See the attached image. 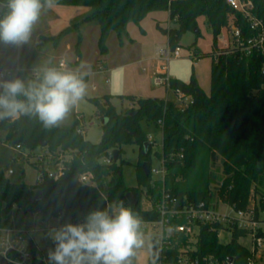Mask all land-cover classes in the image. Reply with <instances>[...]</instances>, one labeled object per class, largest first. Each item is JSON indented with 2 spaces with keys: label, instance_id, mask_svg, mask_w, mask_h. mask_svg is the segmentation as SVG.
Masks as SVG:
<instances>
[{
  "label": "trees",
  "instance_id": "16d2710c",
  "mask_svg": "<svg viewBox=\"0 0 264 264\" xmlns=\"http://www.w3.org/2000/svg\"><path fill=\"white\" fill-rule=\"evenodd\" d=\"M228 0H55V5L91 8V14L81 21L73 22L58 35L44 38L57 46L68 34L77 32L75 54L81 58V27L90 22L100 26L98 46L100 53H109L107 41L110 33L116 32L120 45L132 42L128 26L140 25L150 14L170 13V22L176 26L169 30L157 23V28L169 37L171 49L180 46L182 37L189 32L200 35V18L206 22L213 34V46L209 56L211 67V90L207 94L195 74L189 82L173 79L172 89H179L193 97L194 103L184 111L175 102L160 98H136L135 107L125 114L117 112L110 103V96L91 99L97 108V116L103 122L102 136L98 144L91 143L78 133L80 120L70 127H45L35 116H20L18 119L0 120V131H5L9 145H20L24 150L43 148L55 158L63 156V174L58 179L48 176L45 165L34 164L42 174L43 181L35 185L14 183L0 172V222L14 209L24 213L35 212L46 217L65 215L74 223L84 222L95 210H107L111 214L114 206L122 204L131 209L140 220L156 219L157 214L141 206L142 188L154 194L152 174L146 176L142 165L150 162L153 144L143 131L142 119L150 126L160 127L163 121L162 164L167 170L160 193L149 198L151 205L165 195L180 203L208 202L216 193L237 210L248 207L251 194L264 202V53L256 51L246 56L240 47L221 48L218 37L227 34L231 25L237 26L246 42L255 35L248 20L227 4ZM254 4L253 14L264 18V0H244ZM5 5L0 18L9 11V0H0ZM196 45V43L194 44ZM203 57L197 53L196 59ZM137 111L131 116L130 113ZM161 128V127H160ZM45 142V146L41 143ZM140 146L139 187L129 188L123 177L122 166L115 161L107 165L102 159L114 150L121 155L126 145ZM121 155L119 158H121ZM32 156V155H31ZM222 161L223 179L213 170L218 159ZM151 163V162H150ZM152 167V164H151ZM92 173L96 186L79 185L81 174ZM162 185V186H161ZM162 187V188H161ZM42 193V199L31 198ZM132 192L138 199L131 205L127 194ZM80 215V217H78ZM1 225V224H0ZM212 227H203L199 245L200 255H214L220 260L232 258L235 264H248L250 251L238 242L242 232L236 230L229 244L219 241ZM36 258L33 264H39Z\"/></svg>",
  "mask_w": 264,
  "mask_h": 264
},
{
  "label": "rangeland",
  "instance_id": "374dc122",
  "mask_svg": "<svg viewBox=\"0 0 264 264\" xmlns=\"http://www.w3.org/2000/svg\"><path fill=\"white\" fill-rule=\"evenodd\" d=\"M81 9H84V7L62 5H55L52 8L43 9L39 21L33 27L31 38L27 44L17 47L0 43V68L4 66L3 63H5V61H10L16 56L18 57V53H21L23 64H25V66L28 65L31 69L39 70L44 68L47 62L46 57L51 55H54L50 60L52 64L58 65L61 59L68 62L70 66L71 64H75V45L78 40L76 31L68 34L57 46L55 42H48L43 39L45 37L48 38L58 35L73 22H78L81 18L83 19L86 13ZM199 22L200 35H197L195 32L194 34L189 32L182 37L180 42L182 59L171 63L169 75L172 77L175 75V78L189 81L194 72L203 90L207 94H210L211 64L213 58L209 56V53L212 51L213 34L206 22V17H201ZM162 24L164 28H169L165 20L162 21ZM142 27L145 30H143ZM172 27L176 26L172 25ZM144 31H146L147 34ZM131 32L132 37L138 39L140 42L147 40V44L142 48H128L125 53L121 55L122 52H120L117 46L118 38H116V32L110 33L114 38L109 42L111 56L107 61V68L105 69L102 65H96L97 57L94 55L95 47L92 42V36L88 38L85 36L84 50L86 61L84 62L85 67L83 71L88 74V77L84 80L87 84V91L83 99L75 105L71 111L73 112L76 110L80 114L79 118L85 125L84 138L91 143L98 144L101 137H103V122L98 118L96 105L91 99L110 96V103L120 114H125L129 111L128 106L131 103L130 98H128L129 96L136 98L159 97L179 104L174 90L166 87H155L153 82L154 76L159 72L160 61L157 55H152L154 52L150 42H152L155 37H159V39L163 40V43L158 47V51L166 49L169 45L167 35L156 28L155 21L150 17L145 18L140 25L132 23ZM195 43L196 45H194ZM68 44L72 45L71 48H68ZM198 52H202L203 54V57L199 60L196 59V53ZM27 75L35 79L34 71H29ZM12 78H18L17 73L3 80ZM66 117L64 118L65 120ZM146 121L147 120L142 119L140 124L147 137L151 136L153 138L154 144L151 148L150 162L154 169H162L163 132L160 127L156 128V126H150ZM6 134L5 131H0V172H3L14 183L25 182L31 186L35 185L40 176V172L34 164L38 163V157L43 155L45 150L39 148L33 152L28 150L16 152L15 147L10 146L6 140ZM123 150L124 152L121 158H119L116 163L119 167L122 166L123 177L127 186L129 188L139 187L140 178L137 165L141 156L139 155L140 146L138 143L126 145L123 147ZM30 154H32V156H29ZM60 165L61 162L57 158L51 157V159H49V166H46L45 169H47L46 171L54 170L55 168H59ZM9 170H13L14 174L9 175ZM213 170L219 175L218 179L222 180L224 175L220 158L217 160L216 167H214ZM152 183L154 191L160 193L159 184L163 185L164 182L161 181L159 177L152 176ZM141 188L143 190L141 206L143 209L149 210L152 208L149 198H154L157 194L156 192H154V194L148 192L149 190L143 185H141ZM219 207L221 213L236 217L235 210L231 206L220 203ZM78 217H80V215H78ZM69 222L74 223L64 214L60 217L43 218L35 212L24 213L19 209H14L8 217L1 220L0 226L4 229H13L17 232H22L23 238L25 239L21 241L20 247L28 250L31 254H33L34 249L37 248L40 252V258L43 264H49L48 252L54 249L52 240L49 237V232L54 227H59ZM142 232L145 237V245L142 249H139L137 255L133 257V264H150L153 257V239L157 230L142 228ZM232 240L233 234L230 231L225 230L220 232L219 241L222 244H229ZM238 242L249 250L253 248L251 236L239 238Z\"/></svg>",
  "mask_w": 264,
  "mask_h": 264
},
{
  "label": "built area",
  "instance_id": "2783aa9c",
  "mask_svg": "<svg viewBox=\"0 0 264 264\" xmlns=\"http://www.w3.org/2000/svg\"><path fill=\"white\" fill-rule=\"evenodd\" d=\"M1 4V3H0ZM227 4L233 11L238 12L243 18L249 21L250 29L255 35L246 42L243 40L240 29L231 25L227 34L222 33L218 37V43L221 48L231 49L240 47L246 56L253 55L256 51L264 53V18L257 17L253 14L254 4L251 1L244 0H228ZM5 8V5H4ZM157 56L160 61V68L157 75L154 76L153 82L155 87H166L172 89V80L169 75V63L172 60L181 57V48H168L159 50ZM59 68L65 69V61L59 64ZM20 69L0 70V79L12 77ZM264 74V68H263ZM37 76V74H35ZM95 88V87H94ZM174 90V89H172ZM179 109L184 111L189 105L194 103L193 97L183 91L174 90ZM169 101V100H166ZM80 120V119H79ZM78 133L85 134V125L80 120ZM163 121H159L161 129ZM85 136V135H84ZM149 142L153 143V138L148 137ZM20 145L15 147L16 152H23ZM30 154L29 156H31ZM113 152L102 159L103 164L110 165L114 161ZM54 157L49 151H45L43 155L38 157L40 165L49 166V159ZM61 162L59 168L46 171L52 179H58L63 174V156L58 159ZM47 170V169H46ZM14 174L13 170H9V175ZM152 176H157L164 182L167 170L163 166L162 169H154L151 167ZM43 181L42 174L38 177V182ZM77 183L79 185L96 186L95 177L92 173H84L78 176ZM161 200L155 205H151L149 210L156 212V219L141 220V228H152L157 230L153 239L154 253L150 264H235L234 259L220 260L214 255H200L199 243L201 239V231L203 227H212L217 232L218 238L221 231H230L233 235L236 230L242 232L239 238L247 236L252 237L253 248L250 251L248 264H264V202L261 203L259 197L251 194L249 205L244 210H237L233 205L223 201L218 193L214 199L205 202H189L180 203L176 198L165 195L164 189ZM224 203L231 206L236 213V217L225 215L220 212L219 204ZM62 216V215H61ZM78 223H83L79 221ZM22 232L13 229H4L0 226V264L1 258H4L7 264H33L36 258H40V252L37 248L34 253L20 247L21 241L24 240ZM19 246V248H18Z\"/></svg>",
  "mask_w": 264,
  "mask_h": 264
},
{
  "label": "clouds",
  "instance_id": "9594fccd",
  "mask_svg": "<svg viewBox=\"0 0 264 264\" xmlns=\"http://www.w3.org/2000/svg\"><path fill=\"white\" fill-rule=\"evenodd\" d=\"M55 0H9L10 11L0 18V43L23 46L45 8ZM86 73L45 67L35 80L0 79V120L35 116L53 127L86 95ZM54 249L49 264H133L145 245L141 220L122 204L90 212L83 223H64L49 232Z\"/></svg>",
  "mask_w": 264,
  "mask_h": 264
},
{
  "label": "crops",
  "instance_id": "0c3cea01",
  "mask_svg": "<svg viewBox=\"0 0 264 264\" xmlns=\"http://www.w3.org/2000/svg\"><path fill=\"white\" fill-rule=\"evenodd\" d=\"M86 8V9H85ZM75 10H79V9H75ZM83 12L85 11V13L86 14H84V16H83V18L86 16H88V15H90L91 14V8H89V7H84V9H81ZM80 12V11H79ZM148 17H150V18H152L154 21H155V23H156V28H157V23L159 22L160 24H161V26L163 27V24H162V21H164L165 20V23L166 24H168V26H169V28H167L168 30L170 29V28H172V23L170 22V13H168V12H156V13H152V14H150ZM76 20H77V18H76ZM82 20V18L79 20V21H81ZM132 24V23H131ZM131 24H129V26H128V32H129V35H130V37H131V39L133 40L132 42H130V41H128V40H126L125 42H124V44H122V45H120V43H119V40L117 39V46H118V48H119V50H120V52H122L121 53V55H123L124 53H125V51L128 49V48H134V47H139V48H142V47H144L145 46V44H147V40H144V41H138V39H136V38H134V37H132V32H131ZM142 29H143V27H142ZM158 29V28H157ZM143 30H145V29H143ZM81 35H82V43H81V58H80V61H79V63H77V61L79 60L78 58H77V56H76V58H75V64H71V66H70V64H68V62H66L64 59H61L60 60V62H59V64L62 62V61H65V63H66V65H68L65 69H62V68H59V66L58 65H55V64H52V62L50 61L51 60V58H53L54 57V55H51V56H49V57H46L47 59H46V64H45V66H44V68L45 67H56V68H58V69H61V70H71V71H76V72H79V73H86L85 71H83V69H84V62L86 61L85 60V48H84V42H85V36L88 38V37H91L92 36V38H93V40H92V42L94 43V47H95V50H94V55L97 57V63H96V65H102V66H104V69L105 68H107V61L110 59V56H111V49H110V47H109V42H110V40L112 41L113 40V35H111L110 34V36H109V38H108V41H107V44H108V49H109V53L108 54H106V55H102L101 53H100V49H98L99 48V46H98V42H99V38H100V33L102 32L101 30H100V26L96 23V22H90V23H86V24H84L82 27H81ZM88 32V33H87ZM145 33H146V31H144ZM90 33V34H89ZM147 34V33H146ZM117 36V35H116ZM116 38H118V37H116ZM167 39H168V42H169V37L167 36ZM163 43V40L162 39H159V37H155L154 38V40H152V42H150V44L153 46V54L152 55H154V56H156L157 54H158V52H160V51H158V47H160V44H162ZM1 46V45H0ZM71 44H68V48H71ZM1 48V47H0ZM19 50H20V48H19ZM197 50V49H196ZM152 52V51H151ZM199 53V52H198ZM21 53H18V57L16 56L14 59H11L10 61H5V63H3L4 64V66H2V68H0V70H6V69H12V70H17V69H20V71L19 72H17V75H18V78H22V79H24V80H26V81H28V80H35L36 78H37V76L38 75H40L39 74V70H41V69H31V68H29V66L27 65V66H25V64H23V60H22V58H21V55H20ZM196 55H197V53H196ZM95 57V58H96ZM94 58V59H95ZM49 59V60H48ZM182 59V54H181V57L179 58V59H175V60H172L170 63H169V69L168 70H170V65H171V63H173V62H177V61H180ZM161 64V63H160ZM211 67H212V64H211ZM159 70H161V68L159 67ZM29 71H34V76H35V79H32L31 77H28V75H27V73L29 72ZM104 71V70H103ZM170 72V71H169ZM194 73V72H193ZM192 73V74H193ZM35 74H37V76L35 75ZM195 74V73H194ZM196 76V75H195ZM88 77V74L86 73V75H84V80L86 79ZM191 77H192V75H191ZM191 77H190V79H191ZM173 78H174V80L175 79H179V78H175V75L173 76ZM196 78L198 79V77L196 76ZM179 80H181V79H179ZM182 81H184V80H182ZM190 81V80H189ZM189 81H184V82H189ZM198 81H199V79H198ZM199 83H200V81H199ZM106 95H108V94H106ZM153 98V97H152ZM154 98H156V97H154ZM157 98H159V97H157ZM156 98V99H157ZM160 99H162V98H160ZM131 103L129 104V106H128V108H129V110L130 109H132V108H134L135 107V103L136 102H134V101H130ZM72 110V109H71ZM79 113L76 111V110H74L73 112L72 111H70V113L67 115V117H66V120L65 119H63L62 121H60L59 123H58V125H56V126H59V127H70V126H72L73 125V123L75 122V120L76 119H80L79 118Z\"/></svg>",
  "mask_w": 264,
  "mask_h": 264
},
{
  "label": "water",
  "instance_id": "95a60500",
  "mask_svg": "<svg viewBox=\"0 0 264 264\" xmlns=\"http://www.w3.org/2000/svg\"><path fill=\"white\" fill-rule=\"evenodd\" d=\"M3 10H4V5L0 4V13L3 12ZM198 31H199L198 29L195 30V32H198ZM136 114H137V111L136 110L133 111L132 113H130L131 116H134ZM149 144H151V142H147L145 144L146 148L149 146ZM45 145H46L45 142H42L41 143V146H45ZM113 154H114L113 155L114 161L117 162L118 159H119V156L121 155L120 150H118V149L117 150H114L113 151ZM142 168H143V171H144L145 175L146 176H149L150 173H151V163L148 162V161L147 162H144L143 165H142ZM41 199H42V193L39 192L35 196H33L31 198V201L32 202H38ZM127 199H128V201H129V203L131 205H137L139 203L137 197L132 192H130V193L127 194ZM230 260H232V258H230ZM1 264H7V262H6V260L4 258H1ZM39 264H43V261H41Z\"/></svg>",
  "mask_w": 264,
  "mask_h": 264
}]
</instances>
